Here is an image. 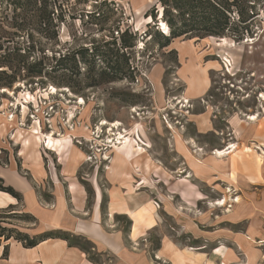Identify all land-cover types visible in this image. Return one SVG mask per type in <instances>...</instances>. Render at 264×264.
Here are the masks:
<instances>
[{
  "label": "rangeland",
  "instance_id": "obj_1",
  "mask_svg": "<svg viewBox=\"0 0 264 264\" xmlns=\"http://www.w3.org/2000/svg\"><path fill=\"white\" fill-rule=\"evenodd\" d=\"M145 1L48 0L52 20L45 26L37 15L40 2L0 0L4 35L12 47L35 53L30 61L40 51L91 52L126 29L138 35L130 60L133 79L84 86L82 63L81 93L39 77L17 81L11 92L0 89V185L23 194L19 201L0 190L1 264L15 263L10 254L16 247L18 259L26 264L28 258L23 244L6 235L51 231L69 233L80 244L67 240L71 246L104 264L90 236L65 228L73 220L91 221L101 194L99 225L108 232L119 229L129 249L154 256L168 237L210 252L225 240L222 231H238L244 246L229 263L264 264L263 208L255 216L258 209L236 206L255 193L264 199V7L258 6L261 21L243 40L182 35L161 46L155 32H166L162 0L147 8ZM253 113L257 121L246 118ZM231 143L238 145L234 153L216 157L217 149ZM261 169L258 182L249 186L247 170L259 174ZM120 189L128 191L120 195L132 204L149 201L134 214L133 232L158 221L135 243L128 238L130 216L108 212L112 193ZM228 195L225 205L214 204ZM62 209V226L49 228L46 220ZM237 211L251 216L239 217Z\"/></svg>",
  "mask_w": 264,
  "mask_h": 264
},
{
  "label": "trees",
  "instance_id": "obj_2",
  "mask_svg": "<svg viewBox=\"0 0 264 264\" xmlns=\"http://www.w3.org/2000/svg\"><path fill=\"white\" fill-rule=\"evenodd\" d=\"M26 1L29 6L40 2V13L37 15L42 18L41 22L45 26L51 23L52 17L47 12L48 0ZM162 4L164 20L170 27V32L156 31L155 35L161 46H168L174 38L182 35L232 36L236 40H243L247 34L254 33L260 20L258 6L264 7V0H162ZM4 32V25L0 22V89L12 88L21 79L33 80L39 77L42 80L51 79L54 84L75 86L74 90L81 93L83 85L77 80V76L82 74V63L87 65L84 86H98L134 78L135 68L130 60L138 35L129 29L119 39L115 37L112 41L95 45L91 52L88 48L51 55L40 51L42 55L32 61L30 57L35 53L22 52L18 46L12 47L13 40L4 35ZM0 181L3 182L1 177ZM0 190L19 201L23 199V194L11 185L1 184ZM0 235L3 236L4 232ZM57 237L70 241L71 245H80L67 232L56 234L51 231L33 237L23 232L6 235L7 239L14 238L25 247H34L45 239Z\"/></svg>",
  "mask_w": 264,
  "mask_h": 264
},
{
  "label": "crops",
  "instance_id": "obj_3",
  "mask_svg": "<svg viewBox=\"0 0 264 264\" xmlns=\"http://www.w3.org/2000/svg\"><path fill=\"white\" fill-rule=\"evenodd\" d=\"M145 2V7L147 8L150 6L149 4L152 3V0ZM216 157L218 156L216 155ZM230 169H233V165L230 166ZM262 174L263 169H261L259 174L257 170H254L253 172L247 170L245 175L250 181V183L247 184L251 186V184L258 182L257 177L258 175L262 176ZM251 177H253V179H251ZM124 184L123 186L125 187L126 183ZM127 192L128 191H125V189H120L119 193H112L115 197L111 196V201L108 204V212L110 216H113L114 214H127L130 216L132 219V226L128 238L129 242L135 243V241H137L148 229L154 228L158 221L154 216L156 223L153 227H143L139 234L136 231L137 229H134L133 232V226L135 224L134 214L144 208L149 201H136L132 204L129 200H123L120 195L121 193ZM4 195L5 194L2 196ZM118 195L119 197H117ZM6 196L13 198L11 195ZM101 198L100 201H98L97 196V201L94 206V215L91 221L78 222L73 220L71 223L69 222V225H65V228L90 236L95 244L97 252L102 253L101 255L105 258L104 264H211L213 260L220 261V263L225 262V264H231L232 262H235L233 259L238 256V246L240 248L244 246L245 239L238 231L235 233H228L227 230H224L221 232V236H223L225 240L223 239L220 242V247L216 248V250H211L210 252L203 248L179 246L174 240L168 237L161 240V246L158 248L156 255L154 256L149 255L145 250H141L140 248L137 250L129 249L125 244L119 229L113 232H108L104 227L99 225V223H102V211L100 206ZM248 200L249 201L247 202L243 201L245 204H237V208H244V205H247V207L249 206L252 209H258L253 210V215L255 216L259 215V209L263 208L264 211V199L262 200L260 195L255 193V195H252ZM187 204L190 206L189 203ZM53 213L51 214L53 216L51 217L50 215V219L46 220L51 229H54L57 226H62L60 225V222L62 220L63 209L61 212L54 211ZM237 214H239V217L251 216L250 214L241 215L242 213H239L238 211ZM65 220L67 221V219ZM22 249H25L28 252L26 264H95L89 258L85 250H82L77 246H71L68 241L63 238H48L34 247H25L23 245ZM18 250V247H16L15 250L14 248L11 250V260L15 262L14 264H25V261H22L23 259L17 258ZM15 253L16 258L14 259Z\"/></svg>",
  "mask_w": 264,
  "mask_h": 264
},
{
  "label": "bare ground",
  "instance_id": "obj_4",
  "mask_svg": "<svg viewBox=\"0 0 264 264\" xmlns=\"http://www.w3.org/2000/svg\"><path fill=\"white\" fill-rule=\"evenodd\" d=\"M161 26L163 27V29L166 30V32H169V26L167 25V23L165 21H161ZM223 41H227L226 38H223ZM236 43V42H235ZM52 89H55V86L52 87ZM3 90H7L8 92L10 91L8 88H3ZM11 92V91H10ZM261 99L262 101H264V92L261 94ZM80 102L83 103L84 99L80 97ZM258 114L253 113V114H248V117H246L248 120H252V121H257L258 120ZM107 121H104L103 124H107ZM113 128H116L120 125V122L117 121L113 124H110ZM53 134V133H52ZM35 138H37V136L35 135ZM238 149V145H236L235 143H231L227 148L224 149H217L215 151V155H217L218 157H224L227 155H231L232 153H234L236 150ZM262 156V155H261ZM231 197V195H228L227 197H225V199L222 201L221 199L218 200L217 202H215L214 204L216 205H225L226 201L228 199V197ZM240 198L234 199L232 200L233 202H239Z\"/></svg>",
  "mask_w": 264,
  "mask_h": 264
}]
</instances>
